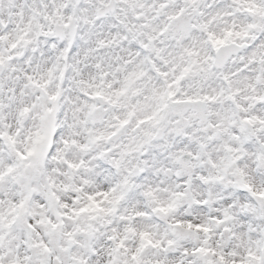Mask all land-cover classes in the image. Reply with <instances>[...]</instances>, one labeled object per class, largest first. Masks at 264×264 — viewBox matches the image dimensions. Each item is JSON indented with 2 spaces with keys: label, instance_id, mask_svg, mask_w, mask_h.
<instances>
[{
  "label": "clouds",
  "instance_id": "1",
  "mask_svg": "<svg viewBox=\"0 0 264 264\" xmlns=\"http://www.w3.org/2000/svg\"><path fill=\"white\" fill-rule=\"evenodd\" d=\"M0 264H264V0H0Z\"/></svg>",
  "mask_w": 264,
  "mask_h": 264
}]
</instances>
